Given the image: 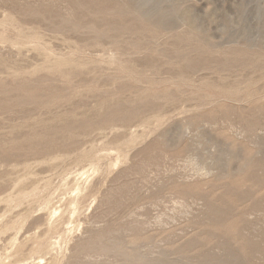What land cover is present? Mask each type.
Here are the masks:
<instances>
[{
  "label": "rangeland",
  "instance_id": "rangeland-1",
  "mask_svg": "<svg viewBox=\"0 0 264 264\" xmlns=\"http://www.w3.org/2000/svg\"><path fill=\"white\" fill-rule=\"evenodd\" d=\"M134 263L264 264V0H0V264Z\"/></svg>",
  "mask_w": 264,
  "mask_h": 264
},
{
  "label": "bare ground",
  "instance_id": "bare-ground-1",
  "mask_svg": "<svg viewBox=\"0 0 264 264\" xmlns=\"http://www.w3.org/2000/svg\"><path fill=\"white\" fill-rule=\"evenodd\" d=\"M98 234H99V233H98ZM102 239H103V238H102ZM108 240H109V239H108ZM109 241H111V240H109ZM116 243H118V242H116ZM116 243H115V244H116ZM115 244H114V245H115ZM96 245H97V244H96ZM99 245H100V243H99ZM101 245H102V244H101ZM103 246H104V245H103ZM106 246H107V245H106ZM104 247H105V246H104ZM101 248H102V247H101ZM108 248H110V247H108ZM114 248H115V247H113V249H114ZM96 249H97V248H96ZM110 249H111V248H110ZM110 249H108V250H110ZM113 249H112V250H113ZM92 251H93V249H92ZM99 251H100V250H99ZM104 251H106V250H104ZM104 251H103V252H104ZM120 252H121V251L119 250V253H120ZM122 252H123V251H122ZM124 252H125V251H124ZM105 253H106V252H105ZM125 253H127V252H125ZM125 253H124V254H125ZM123 256H124V255H123ZM126 257H128V256H126ZM128 260H129V259H128ZM134 261H135V260H134ZM131 262H132V261H131ZM227 263H228V262H227ZM134 264H135V263H134ZM137 264H138V263H137Z\"/></svg>",
  "mask_w": 264,
  "mask_h": 264
}]
</instances>
